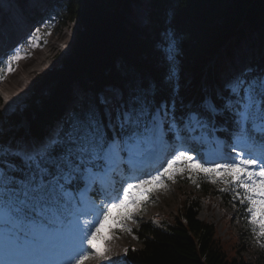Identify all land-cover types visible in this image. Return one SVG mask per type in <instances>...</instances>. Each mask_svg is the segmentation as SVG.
Segmentation results:
<instances>
[{
    "label": "trees",
    "instance_id": "obj_1",
    "mask_svg": "<svg viewBox=\"0 0 264 264\" xmlns=\"http://www.w3.org/2000/svg\"><path fill=\"white\" fill-rule=\"evenodd\" d=\"M59 4L77 22L74 43L53 67L36 75L25 106L0 117L1 140L11 133L43 139L53 122L61 119V127L66 126L74 115L96 105L101 91L115 88L129 105L136 98L151 107L161 101L174 105L178 122L190 111H199L219 136L227 138L239 130L226 107L224 98L230 94L221 86V78L230 75L228 62L236 58L243 41L251 50L252 69L244 77H264L259 70L264 68V0H62ZM137 7L146 11L143 24ZM170 46L175 49L172 59ZM78 89L83 92L80 104L61 117L64 106L77 98ZM207 99L217 108L214 114L203 109ZM247 135L264 141L251 128ZM189 148L200 147L190 143ZM193 179L202 194L219 196L224 202L230 199L220 191L224 184L214 191L203 173L193 172L182 181L189 184ZM200 204L195 197L185 198L172 220L159 225L140 222L133 230L140 246L127 249L123 264H253L227 258L216 243L215 225L199 218Z\"/></svg>",
    "mask_w": 264,
    "mask_h": 264
},
{
    "label": "snow or ice",
    "instance_id": "obj_2",
    "mask_svg": "<svg viewBox=\"0 0 264 264\" xmlns=\"http://www.w3.org/2000/svg\"><path fill=\"white\" fill-rule=\"evenodd\" d=\"M38 33L39 29L30 43ZM174 50L169 47V59ZM18 59L19 51L9 58L7 70L11 71V62ZM3 72L0 69V78ZM174 75H169L167 83ZM226 87L230 94L226 107L233 112L241 142L246 144L243 138L248 125L264 137V77H237ZM203 109L209 114L217 111L208 100ZM204 127L206 120L199 111H190L178 122L174 105L166 101L151 107L146 100L136 98L129 105L117 93L113 98L100 97L86 113L74 115L69 124L38 146L12 149L0 145V264H82L92 258H109V250L101 251L95 241L112 210L145 201L147 184L157 182L167 187L166 180L181 174L170 172L176 165H182L189 178L193 172L197 176L203 173L213 184L224 183L220 191H231L233 199L246 206L251 230L264 247V157L254 158L235 147L232 151L236 156L226 163H200L189 151L177 150L155 174L133 177L122 185L116 196L95 210L92 221H73L85 204V193L118 161L139 156L155 145L165 130L179 138L181 130ZM193 183H197L195 179ZM132 216L129 212L126 218ZM124 229L131 232L127 225Z\"/></svg>",
    "mask_w": 264,
    "mask_h": 264
},
{
    "label": "rangeland",
    "instance_id": "obj_3",
    "mask_svg": "<svg viewBox=\"0 0 264 264\" xmlns=\"http://www.w3.org/2000/svg\"><path fill=\"white\" fill-rule=\"evenodd\" d=\"M0 1V5L4 9L0 14V69H4L3 78H0L1 117L4 114L6 115L13 110H18L25 106V99L29 97L32 90L33 79L37 74L53 67L61 58H63V56L69 53L70 48L74 43L78 25L75 20H71L68 17L64 5L59 4L62 0H14V5H12L11 8L8 6H10L12 2L5 3L4 1L2 2V0ZM21 1L24 3L21 4L22 9L21 7H18L20 6ZM50 7H52V10ZM136 10L138 21L143 24L145 22L146 11L140 7H137ZM7 12H12L14 18L12 25H9L6 21ZM10 15L11 14H9V16ZM37 29H39L38 36L34 42L30 43V38L33 36V33L37 32ZM10 49L12 50L8 55ZM221 50L223 51L224 49ZM240 50L241 51H236V58L228 62V66L232 70L230 71V75L225 73L222 76L221 86L226 87L230 81L237 77H244V75H247L252 70L250 69V63L248 62L249 52L251 50L248 48L246 42L243 41V46ZM245 50L247 51L246 54H244ZM17 51H19L20 59L11 62L12 70L9 71L7 70L9 58L15 55ZM235 55L233 57H235ZM238 55L243 58L242 62L238 58ZM220 70L222 69H219V71ZM233 72L234 74L231 75ZM222 74L223 72L220 75ZM3 86L27 87L21 89L17 94L15 91L10 93L6 89H2ZM119 91L120 90L117 88L101 91L99 93V98L102 96L113 98L119 93ZM82 94V90L78 89L77 98L75 101H73V98V102L71 101L64 106L61 117H67L71 114L73 108L80 104L78 97ZM219 95L220 94H218V96ZM220 96L222 97L223 94ZM228 99L229 95L225 96V104L228 103ZM9 103H11V105H9ZM60 121L61 119L52 123V128L46 133L43 140L34 138V142H37L36 144L31 145L30 142L27 144L20 139V137L24 136L11 133L5 140L0 139V145L11 147L12 149L21 148L22 146L28 147V145H30V148L38 146L48 140L50 136H52L51 133H55L61 128ZM166 132H168V130H165V132H162L161 134L167 139V141L171 142L173 149L175 140L179 138H174L172 135H166ZM14 137L19 140L18 143H21L20 145L17 144L18 140L15 141L14 144L11 143L13 141L12 138ZM237 140H241V138H237ZM205 144H208V147L204 149V154L206 156L205 161H210L208 160V156L215 155L217 152H219L220 155H229L230 162L231 158L236 156L235 152H228L226 150L227 147H224L219 140L212 141L211 143L205 142ZM167 147L170 148V145L166 144L162 150ZM176 147H174V149H176ZM191 154L194 158L198 159L195 156V153ZM141 155L146 157L147 150L142 152ZM173 155V153L169 152L164 157L163 161L156 168H151L149 172H152L154 169H158L157 171L161 170L163 166L166 165L167 160ZM17 159L14 161L20 164L21 161ZM205 161L199 160L200 163H205ZM171 171H178L181 174L172 180H166L165 184L167 187L157 182L147 184L144 187L149 190V196L145 201L138 203L137 205L129 204L126 207L121 206L118 210H116V208L112 210L111 215L114 216V220L109 219L108 221L110 222L105 223V228L107 227L108 230L105 231V235H103L102 239H96L95 244L101 251L105 250L103 248L105 245L104 242H108V244L111 245H119V251L116 259H106L102 261V263L123 264V258L125 255L124 249L140 246V243L133 234V230L137 228L140 222L150 220L159 225V223L163 224L167 222L166 220H172L179 213L183 199H191V197H195L201 202L198 215L199 218L215 225L216 243L226 254L227 258H242L253 264H264V247L261 246L262 242L260 241V238L251 230L249 217L246 215V206L242 205L239 199H233L234 194L231 191L225 193L227 197L230 196V199L228 202H224L219 196L214 195L208 197L207 195L202 194L195 183L194 185L193 183L184 184L182 179H189V174L186 175V172L183 171L182 165L174 166L170 172ZM207 180L209 184H213L211 179ZM213 185V189L216 191L221 184L216 183ZM133 193L137 194L136 190H133ZM113 194L114 193L110 194L112 195L111 197H113ZM129 212L133 214L132 218H126ZM115 215L121 217L123 223H121V220L117 219ZM72 219L74 222H78L79 220H86L87 218L82 214H78V217L74 216ZM113 224H115V227ZM124 225L130 227L131 232L125 231ZM123 242H126V244L123 245ZM87 262L90 264H96L92 259L83 261L82 264H86Z\"/></svg>",
    "mask_w": 264,
    "mask_h": 264
},
{
    "label": "bare ground",
    "instance_id": "obj_4",
    "mask_svg": "<svg viewBox=\"0 0 264 264\" xmlns=\"http://www.w3.org/2000/svg\"><path fill=\"white\" fill-rule=\"evenodd\" d=\"M12 2V4L10 5V6H8L9 8H11L12 7V5H14V0H2V2ZM1 2V1H0ZM21 4H24L22 1H21V3H20V6H18V7H21V9H22V5ZM3 8L1 7V5H0V14L3 12ZM9 14H11L10 16H9ZM7 17H6V21L8 22V24L9 25H12L13 24V21H14V18H13V16H12V12H7ZM49 18H51V17H49ZM12 49H10L9 51H8V55L10 54L9 52L11 51ZM7 55V56H8ZM25 87H27V86H3L2 87V89H6L8 92H10V93H13V91H15V92H17V94L21 91V89H23V88H25ZM13 100V99H12ZM6 102V101H5ZM7 103V102H6ZM9 105H11V103H9ZM51 137V136H50ZM20 139L22 140V141H25L27 144H28V142H30L31 143V145L32 144H36L37 142H34V138L33 137H20ZM18 139L15 137L14 139H13V141L11 142V143H13L14 144V142L15 141H17ZM19 142V140L17 141V144H21V143H18ZM166 145V141L164 140L161 144H160V147H159V149L157 150V152H158V155H159V162L160 161H162V159H163V157H164V155L165 154H167L169 151H170V148L169 147H167V148H165V149H163L162 150V148L164 147ZM23 147V146H22ZM28 147L30 148V145H28ZM98 201H102V199L101 198H98ZM115 217H117V219H119V220H121L122 221V218L121 217H119L118 215H115ZM110 220H114V216L113 215H111V217L109 218ZM108 219V220H109ZM106 221L105 223H107V222H110V221ZM112 224V223H111ZM115 224H113V226H114ZM115 227V226H114ZM108 230V228L106 227L105 228V224H104V226L101 228V231H100V234H99V236H98V238H100V239H102V237H103V235H105V231H107ZM97 238V239H98ZM96 243V242H95ZM102 243V242H101ZM105 243V245L103 246V248L104 249H108L109 250V252L107 253V256L109 257V258H107V260H114V259H116V257H117V255H118V251H119V248H118V246L119 245H111V244H108V242H104ZM126 244V242H123V245H125ZM103 249V250H104ZM92 260L94 261V263H97V262H102V261H104V260H106V259H96V258H92ZM86 264H90V263H86Z\"/></svg>",
    "mask_w": 264,
    "mask_h": 264
},
{
    "label": "water",
    "instance_id": "obj_5",
    "mask_svg": "<svg viewBox=\"0 0 264 264\" xmlns=\"http://www.w3.org/2000/svg\"><path fill=\"white\" fill-rule=\"evenodd\" d=\"M221 48H224V45Z\"/></svg>",
    "mask_w": 264,
    "mask_h": 264
}]
</instances>
